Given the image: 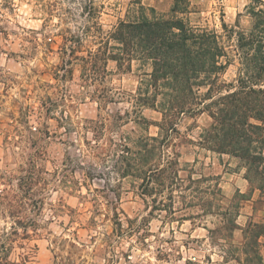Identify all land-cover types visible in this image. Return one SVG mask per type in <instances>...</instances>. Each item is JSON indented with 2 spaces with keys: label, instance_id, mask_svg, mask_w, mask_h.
Masks as SVG:
<instances>
[{
  "label": "rangeland",
  "instance_id": "rangeland-1",
  "mask_svg": "<svg viewBox=\"0 0 264 264\" xmlns=\"http://www.w3.org/2000/svg\"><path fill=\"white\" fill-rule=\"evenodd\" d=\"M79 1L0 0V197L12 192L29 204L19 218L1 217L0 229L9 231L27 217L37 229L16 242L10 259L17 264H249L244 251L251 249L264 264V162L257 177L252 165L207 149L201 139L213 122L207 113L178 122L181 138L175 143L185 144L178 149L183 171L173 209L168 192L142 195L137 184L115 172L112 140L146 134L134 112L141 73L137 66L116 72L110 63L106 85L117 103L90 94L80 65L67 67L71 58L61 33L80 25ZM96 1L104 6L99 22L110 30L133 0ZM190 1L194 24L221 29L223 11L229 27L253 29L248 13L253 0ZM141 2L169 13L175 0ZM42 3L54 7L48 13ZM235 71L232 67L226 79ZM141 113L150 122L161 121L156 111ZM157 133L152 125L149 134ZM30 172L34 184L22 185L19 179ZM31 187L34 196L26 195ZM252 230L261 235L257 246Z\"/></svg>",
  "mask_w": 264,
  "mask_h": 264
},
{
  "label": "trees",
  "instance_id": "trees-1",
  "mask_svg": "<svg viewBox=\"0 0 264 264\" xmlns=\"http://www.w3.org/2000/svg\"><path fill=\"white\" fill-rule=\"evenodd\" d=\"M42 4L47 11L54 7ZM77 4L80 25L61 33L64 53L71 58L67 67L73 62L80 65L81 80L85 87L93 88L90 94L105 103H117L116 95L106 85L112 74L110 63L116 72H132L137 66L141 73L134 112L139 115L135 123L143 124L146 134L112 140L114 169L121 180L131 179L142 195L168 192L173 209L183 171L178 149L185 144L175 143L181 138L178 122L185 115L203 113L213 121L201 135L207 149L252 165V172L259 177L258 165L264 162V0H253L248 7L254 20L251 31L229 27L223 11L221 29L194 24L189 18L194 10L190 0H175L169 13H159L145 7L141 0H133L124 18L105 30L99 22L103 5L96 0H80ZM70 14V19H75V13ZM232 67L235 77L227 80ZM67 72L71 74V70ZM143 109L160 113L161 121L145 119ZM253 118L259 124L252 123ZM152 125L158 128L156 136L149 134ZM30 173L19 179L22 185L25 180L34 184L35 175ZM53 175L58 176V171ZM26 191V195L34 196L32 187ZM28 205L20 195L6 192L0 197V220L19 218ZM160 206H164L163 201L156 210H161ZM22 227L23 234L19 231ZM30 228L37 230L35 222L27 217L15 221L9 231L0 229V264H17L10 259L14 245L19 239L31 237ZM248 233L252 239L258 237L257 246L261 235L253 230ZM244 254L250 256L249 264L262 261L261 255L251 249Z\"/></svg>",
  "mask_w": 264,
  "mask_h": 264
}]
</instances>
